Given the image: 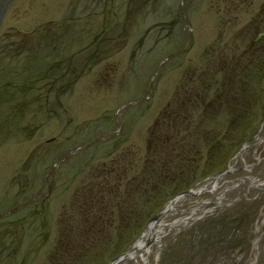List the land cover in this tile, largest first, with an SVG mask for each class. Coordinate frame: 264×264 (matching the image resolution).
Here are the masks:
<instances>
[{
	"label": "rangeland",
	"instance_id": "1",
	"mask_svg": "<svg viewBox=\"0 0 264 264\" xmlns=\"http://www.w3.org/2000/svg\"><path fill=\"white\" fill-rule=\"evenodd\" d=\"M129 1L6 6L0 264H110L169 201L229 167L224 182L235 188L221 205L166 231L153 264H264V192L257 191L264 189V41L251 44L256 1ZM183 197L159 221L213 202L209 194ZM228 211V230H207L205 221Z\"/></svg>",
	"mask_w": 264,
	"mask_h": 264
},
{
	"label": "bare ground",
	"instance_id": "2",
	"mask_svg": "<svg viewBox=\"0 0 264 264\" xmlns=\"http://www.w3.org/2000/svg\"><path fill=\"white\" fill-rule=\"evenodd\" d=\"M5 14V13H4ZM234 167H230L229 171H233ZM224 177L219 176L211 181L205 183L202 186L195 188L192 191V194L189 197L198 198L201 195L209 194L213 198V202L216 206L222 204L224 193L229 191V189L235 188L236 185L232 187L228 186L226 182H224ZM249 183L250 187H257L256 183L253 180L243 178L242 181H246ZM185 197L177 198L173 204L167 206L166 210L163 211L162 217L168 214L176 213L177 209L175 206L181 202ZM207 205V204H206ZM185 207H182L181 211H185ZM205 212H208V208L204 204H198L193 207V209L183 217H177L172 222H163L157 221L152 222L148 226V229L144 236L140 238L132 247L129 249L121 262H113L112 264H124L128 261H138L140 264H153L156 254L161 247L164 239L166 238V231L175 230L178 231L181 228L188 225L190 222L202 216ZM150 240V245L146 244V241ZM257 237L254 241V246L257 249ZM154 254L153 258L152 255Z\"/></svg>",
	"mask_w": 264,
	"mask_h": 264
},
{
	"label": "water",
	"instance_id": "3",
	"mask_svg": "<svg viewBox=\"0 0 264 264\" xmlns=\"http://www.w3.org/2000/svg\"><path fill=\"white\" fill-rule=\"evenodd\" d=\"M7 2H8V0H0V24H1V19H2L3 12H4V9H5V6H6ZM261 123H262V124L264 123V119L261 121ZM256 139H257L256 137H253V138L250 139L248 142H246V143L243 145V147L240 149V151L238 152L237 156H241V155L243 154V152L247 149V147L250 146L251 144H253V143L255 142ZM243 169H245V167H240V168L238 169V171H242ZM226 174H229L228 169H227V170H224V171H222V172H220V173H218L216 176L213 177V179H215V178H217V177H219V176L226 175ZM258 191H259V192H264V190H258ZM191 194H192L191 191H187V192H184V193L178 195L175 199H172V200H171V201H170V202H169V203H168V204H167V205H166V206H165V207H164L159 213H157V214L151 219L150 223H152V222H154V223L157 222V221L162 217V215H163V211L166 210L167 206L173 204L174 201H175L177 198H179V197H181V196H189V195H191ZM207 206H208V208H213V207L215 206V204H214L213 202H210ZM146 244H147V245H150V240H147V241H146ZM124 255H125V253L122 254V255H120V256L117 257L116 259H114L113 262H115V261H121Z\"/></svg>",
	"mask_w": 264,
	"mask_h": 264
},
{
	"label": "flooded vegetation",
	"instance_id": "4",
	"mask_svg": "<svg viewBox=\"0 0 264 264\" xmlns=\"http://www.w3.org/2000/svg\"><path fill=\"white\" fill-rule=\"evenodd\" d=\"M256 1V13L253 18L250 20V25L255 27L254 39L251 41V44L256 43L261 40L264 41V0H255ZM231 2H244V0H231ZM253 0H251L250 5H252ZM129 4H132V0L129 1ZM180 6V5H179Z\"/></svg>",
	"mask_w": 264,
	"mask_h": 264
},
{
	"label": "trees",
	"instance_id": "5",
	"mask_svg": "<svg viewBox=\"0 0 264 264\" xmlns=\"http://www.w3.org/2000/svg\"><path fill=\"white\" fill-rule=\"evenodd\" d=\"M241 204L244 205L243 203H241ZM245 204H247V203H245ZM244 210H246V211L249 210L250 211V210H252V208L251 209H248V207H246V208H244ZM256 213L257 212L254 211V215ZM230 218H231L230 212L229 211L228 212H225V213L221 214L218 219H212V220H209V221H205L206 228H207V230H211V231H215V230L225 231V230H228L227 228H229L231 225H233V222H230L228 220ZM248 225L250 227V225H251L250 224V221H249V224Z\"/></svg>",
	"mask_w": 264,
	"mask_h": 264
}]
</instances>
